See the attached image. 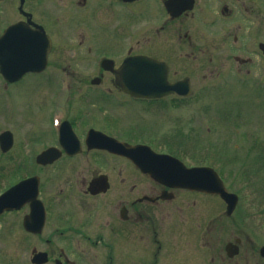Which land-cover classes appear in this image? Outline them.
Returning <instances> with one entry per match:
<instances>
[{
  "label": "flooded vegetation",
  "instance_id": "af4514ba",
  "mask_svg": "<svg viewBox=\"0 0 264 264\" xmlns=\"http://www.w3.org/2000/svg\"><path fill=\"white\" fill-rule=\"evenodd\" d=\"M13 1L1 24L39 26L50 48L41 70L0 74V264H161L162 212L207 211L190 208L205 195L141 175L130 158L148 155L125 145L189 155L188 114L204 99L190 95L195 81L236 72L226 81L249 84L239 76L264 71V0H170V12L169 0ZM136 55L164 63L167 82L190 94L123 92L115 71Z\"/></svg>",
  "mask_w": 264,
  "mask_h": 264
},
{
  "label": "rangeland",
  "instance_id": "374dc122",
  "mask_svg": "<svg viewBox=\"0 0 264 264\" xmlns=\"http://www.w3.org/2000/svg\"><path fill=\"white\" fill-rule=\"evenodd\" d=\"M11 3L14 7L13 0L0 4L3 15L9 12L6 10L10 9ZM139 21V18L131 23L124 21L126 30L135 31ZM110 31L112 37H117L113 28ZM227 73L236 74L224 72L218 80L214 78L210 82L207 79L201 84L202 87L208 85L204 90L208 103L207 106L203 103L196 107L202 109L204 106L207 115H199L193 110L194 125L199 131L196 136L204 138L209 155L198 158L204 155L198 148L190 153L194 157L189 155L183 159L214 168L221 175L226 189L238 196V203L228 217L224 203L214 196L191 203L192 210L202 206L207 211H188L189 214L177 211L180 215L176 216L175 211H163L160 221L161 264H263L258 248L264 245V71L257 67L255 75L247 78L239 76L238 79L253 81V85H234L229 91L216 93ZM199 82L197 79L195 86H199ZM147 127L143 124L140 128ZM170 128L161 130L159 135ZM199 142L196 138V143ZM155 146L157 151L165 152L164 147ZM175 153L182 156L178 151ZM235 238L241 240L239 253L227 259L223 247ZM150 251L154 252V248ZM168 257L172 259L168 261Z\"/></svg>",
  "mask_w": 264,
  "mask_h": 264
},
{
  "label": "water",
  "instance_id": "95a60500",
  "mask_svg": "<svg viewBox=\"0 0 264 264\" xmlns=\"http://www.w3.org/2000/svg\"><path fill=\"white\" fill-rule=\"evenodd\" d=\"M4 34L0 41V67L2 74L10 80L11 75H20L29 71L34 64L39 62L34 60V58L30 60V57L37 51V47L32 45V43L38 40L39 37L37 35H29V31L19 24L9 27ZM12 64L16 68L11 69L10 65ZM152 70L153 68L148 64L147 60L144 63L139 58L126 59L119 70L120 78L125 81L124 90L133 96L144 95L146 92L143 91L152 89L151 84L148 83ZM128 149L129 152H137V148L129 147ZM113 151L120 154L124 153V149L121 150L120 148ZM163 158V156L162 158L161 156H157V158L148 156V158L135 163L142 172L148 173L155 180L174 187L219 195L227 205L226 213L230 214L232 212L237 197L225 190L218 175L211 168L187 169L176 161L174 165H168ZM230 247L234 246L227 245L226 250ZM236 253L235 249L229 255L232 256ZM259 254L264 261V247L259 250Z\"/></svg>",
  "mask_w": 264,
  "mask_h": 264
}]
</instances>
